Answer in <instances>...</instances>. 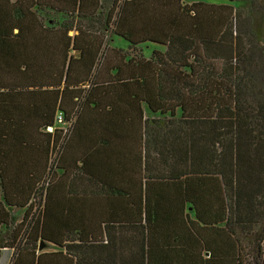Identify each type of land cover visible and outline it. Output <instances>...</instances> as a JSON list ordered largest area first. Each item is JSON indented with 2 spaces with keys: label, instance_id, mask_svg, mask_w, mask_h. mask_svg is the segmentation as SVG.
Masks as SVG:
<instances>
[{
  "label": "trees",
  "instance_id": "16d2710c",
  "mask_svg": "<svg viewBox=\"0 0 264 264\" xmlns=\"http://www.w3.org/2000/svg\"><path fill=\"white\" fill-rule=\"evenodd\" d=\"M105 1L0 0V248L10 264H264V48L238 0H112L102 20Z\"/></svg>",
  "mask_w": 264,
  "mask_h": 264
},
{
  "label": "rangeland",
  "instance_id": "374dc122",
  "mask_svg": "<svg viewBox=\"0 0 264 264\" xmlns=\"http://www.w3.org/2000/svg\"><path fill=\"white\" fill-rule=\"evenodd\" d=\"M255 8H252L246 0H238L234 2L235 7L241 9V16L236 21V26L242 33H247L251 30L258 41L259 45L264 48V0H256ZM112 0H106L103 7L104 13L101 19L103 20L106 16ZM41 15L46 19L48 25L53 22H63L68 19V16L62 13H57L51 10L41 11ZM98 25V23H96ZM108 43L111 47L122 48L128 51L129 54L137 53L136 50L130 49L128 47V42L115 34L114 32L108 31ZM164 49L165 47L155 44H144L140 46V50L145 56H150L153 49ZM156 117L162 119L164 116L156 114ZM167 118V117H166ZM163 118V119H166ZM167 122V120H162V123ZM24 209L22 208H11V213L15 219V222H19L22 219ZM9 232L6 228L1 229L0 240H7ZM55 246L48 244L39 250H55ZM12 258V250H6L0 248V264H10Z\"/></svg>",
  "mask_w": 264,
  "mask_h": 264
},
{
  "label": "built area",
  "instance_id": "2783aa9c",
  "mask_svg": "<svg viewBox=\"0 0 264 264\" xmlns=\"http://www.w3.org/2000/svg\"><path fill=\"white\" fill-rule=\"evenodd\" d=\"M56 124L60 128H63L64 131H67V129L69 127V124L67 122H65L64 116L61 113H59L56 117Z\"/></svg>",
  "mask_w": 264,
  "mask_h": 264
},
{
  "label": "water",
  "instance_id": "95a60500",
  "mask_svg": "<svg viewBox=\"0 0 264 264\" xmlns=\"http://www.w3.org/2000/svg\"><path fill=\"white\" fill-rule=\"evenodd\" d=\"M43 247H44V241H41L39 248L42 249Z\"/></svg>",
  "mask_w": 264,
  "mask_h": 264
},
{
  "label": "crops",
  "instance_id": "0c3cea01",
  "mask_svg": "<svg viewBox=\"0 0 264 264\" xmlns=\"http://www.w3.org/2000/svg\"><path fill=\"white\" fill-rule=\"evenodd\" d=\"M2 249H3V248H2ZM4 249H6V250H7V249H8V250H12V255H13V249H11V248H4Z\"/></svg>",
  "mask_w": 264,
  "mask_h": 264
}]
</instances>
